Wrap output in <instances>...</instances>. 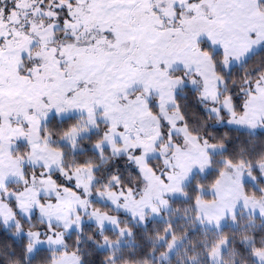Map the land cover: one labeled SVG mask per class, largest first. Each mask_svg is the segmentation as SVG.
I'll use <instances>...</instances> for the list:
<instances>
[{
    "label": "snow or ice",
    "instance_id": "snow-or-ice-1",
    "mask_svg": "<svg viewBox=\"0 0 264 264\" xmlns=\"http://www.w3.org/2000/svg\"><path fill=\"white\" fill-rule=\"evenodd\" d=\"M0 264H264V0H0Z\"/></svg>",
    "mask_w": 264,
    "mask_h": 264
},
{
    "label": "trees",
    "instance_id": "trees-1",
    "mask_svg": "<svg viewBox=\"0 0 264 264\" xmlns=\"http://www.w3.org/2000/svg\"><path fill=\"white\" fill-rule=\"evenodd\" d=\"M8 243H11V241H8Z\"/></svg>",
    "mask_w": 264,
    "mask_h": 264
}]
</instances>
